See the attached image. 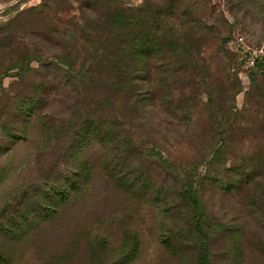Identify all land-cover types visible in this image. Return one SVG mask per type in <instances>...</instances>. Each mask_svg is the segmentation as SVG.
<instances>
[{"label":"rangeland","instance_id":"rangeland-1","mask_svg":"<svg viewBox=\"0 0 264 264\" xmlns=\"http://www.w3.org/2000/svg\"><path fill=\"white\" fill-rule=\"evenodd\" d=\"M122 15L141 36L167 19L210 30L202 54L168 42L177 114L158 92L137 105L154 82L79 86L121 55ZM241 37L264 47V0H0V264H197L171 177L194 162L211 264H264V68L245 65ZM90 119L115 125L117 147L87 135Z\"/></svg>","mask_w":264,"mask_h":264},{"label":"trees","instance_id":"trees-1","mask_svg":"<svg viewBox=\"0 0 264 264\" xmlns=\"http://www.w3.org/2000/svg\"><path fill=\"white\" fill-rule=\"evenodd\" d=\"M120 21L122 22L121 40L124 42L121 55L113 53L114 57L110 58L107 56L105 63H103V65L101 63V66L103 67L99 68L104 71V75L100 77H95V74L93 75V71L96 68L95 65L89 67L88 70L92 72V75L90 74V76L87 77L82 75L78 76L79 78L77 81L79 86L90 85V88L92 87L91 90H93L94 87L92 85H95L97 82L107 86H116L122 82H132L134 84L138 81H142L144 85L146 83L151 84L154 82L158 85L157 89H153L152 86H149L146 90L147 96L143 95L136 100L137 105L139 103L146 104L149 100L153 101L155 96L157 97V94L155 95V93L158 92V96H161L160 103L163 107L165 106L164 109H162L164 113L177 114L180 112L178 109L183 110L184 106L181 103H178L177 99L175 101L174 98V93L178 89L175 87H178V85L176 76L173 72L174 68H172L173 63H171V61L165 56L167 47L171 44L168 42L176 43V41L183 40L185 45L182 47V53L188 56H191L194 52L202 54V49L207 46L205 36L210 30L207 28H195L192 26L178 28L177 26H173L167 19L163 21L157 20V26H155L156 24L144 26L145 30L141 36L137 34L134 29L127 31V27L136 26L134 21L124 17V15H122ZM146 27L147 32L149 31V33L145 32ZM136 39H138L142 45H139V47L134 50V46H131V43L134 44ZM166 41L167 43H165ZM196 42L199 43V47L195 45ZM200 43L202 44L201 46ZM179 48L180 47H177L176 50ZM141 54L146 55L147 57L157 56L159 58V61L155 64L156 66L154 70L148 65L147 60H144V57L142 58ZM97 64L100 65L99 63ZM186 65L194 69V74H197V76L204 71V68L195 61L187 62ZM257 68H264V60L259 62ZM176 72H178V70H176ZM94 123H96V125H94ZM114 129L115 125L113 123L103 124L102 122V124H100L99 122H95L94 119H90L86 133L88 136L92 137V139L104 140L115 148L117 147L116 145L119 136H117V132H115ZM229 131L233 132L234 130H230L229 127H223L224 134ZM229 146L230 142H228V139L225 138V136L211 146L208 154L211 155V157L209 159L205 158L202 163L205 172L210 173L215 169L216 164L224 162ZM153 148L154 151L158 153V147L154 146ZM259 150L262 151V149ZM199 168L200 164L194 162L182 171L173 172L171 177L176 185L174 192L176 195L175 199H178L189 211V214H191L190 227H192V230L195 233V239L198 246L197 264H211L209 244L204 240L205 236L207 237L208 235L205 227L204 206L200 197V189L203 185L205 174H203ZM134 182L135 183L130 185L133 186L138 183L136 180ZM124 185L127 184L124 183ZM60 190L62 191V189Z\"/></svg>","mask_w":264,"mask_h":264},{"label":"built area","instance_id":"built-area-1","mask_svg":"<svg viewBox=\"0 0 264 264\" xmlns=\"http://www.w3.org/2000/svg\"><path fill=\"white\" fill-rule=\"evenodd\" d=\"M243 39V37L240 38L241 59L243 60L246 66L257 67L259 62L264 60V47L260 49H252L251 47L245 44Z\"/></svg>","mask_w":264,"mask_h":264}]
</instances>
